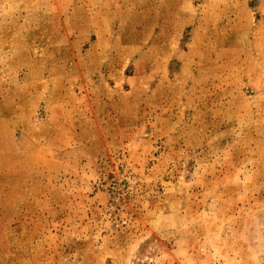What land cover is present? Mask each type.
Returning <instances> with one entry per match:
<instances>
[{
    "label": "rangeland",
    "instance_id": "rangeland-1",
    "mask_svg": "<svg viewBox=\"0 0 264 264\" xmlns=\"http://www.w3.org/2000/svg\"><path fill=\"white\" fill-rule=\"evenodd\" d=\"M0 264H264V0H0Z\"/></svg>",
    "mask_w": 264,
    "mask_h": 264
}]
</instances>
